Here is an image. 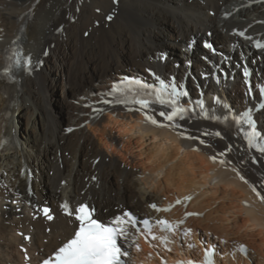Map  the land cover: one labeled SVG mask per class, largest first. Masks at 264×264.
<instances>
[{
    "label": "bare ground",
    "instance_id": "6f19581e",
    "mask_svg": "<svg viewBox=\"0 0 264 264\" xmlns=\"http://www.w3.org/2000/svg\"><path fill=\"white\" fill-rule=\"evenodd\" d=\"M202 1L205 5L201 0H120L117 15L107 23L105 16L114 9L113 0H0V71L5 51L25 25V51L45 63L33 76H20L18 84L0 82V138L15 133L20 143L14 150L0 152V170L24 187L17 173L28 164L37 174L33 186L38 201L69 197L79 203L91 199L102 216L104 210L112 216L120 206L142 211L155 201L192 196L189 210L204 214L188 221L198 247H203V239L222 253L244 245L246 255L233 254L218 264H264V201L240 179L244 176L264 195V187H260L264 157L254 164L232 126L194 118L181 129L151 128L142 114H129L124 108L108 112L107 106L98 103L99 94L108 92L124 75L145 76L146 68H154L163 77L172 74L177 81L186 77L189 93L197 96L202 91L209 103L212 95L228 101L233 115L243 111L240 72L221 91L212 81L205 85L198 72L209 69L218 55L199 47L211 30L215 49L228 53L235 42L230 36L233 28L264 20V0ZM223 6L234 12L227 20L219 18ZM210 11L216 16L209 15ZM95 21L100 22L98 27ZM61 25L63 30L58 33ZM255 32L264 34V25L256 26ZM192 37L197 43L194 51L187 53ZM238 49L249 54L250 65L260 55L255 67L264 79V52L250 54L244 43ZM230 55L237 60L236 52ZM85 105L105 108V112L93 118L92 124L65 135V128L79 126L96 115ZM13 109L17 111L14 115ZM256 119L264 133V110ZM185 130L191 135L219 130L225 138L201 137L211 144L204 146L182 138ZM228 145L232 150L226 157H218L216 162L210 159ZM98 157L101 160L93 169ZM220 159L231 163L222 165ZM233 167L236 171L230 169ZM95 171L99 183L91 181ZM64 180L66 187L61 186ZM17 208L4 210L0 206V264H23L18 250L22 238L16 232H25L21 225L26 221L34 228L32 254L42 249L50 254L60 239L67 241L72 236L75 226L71 227L66 217L58 216L49 225L51 233L46 234L43 221H31L27 208L22 210L24 218L18 220ZM147 250L150 247L142 245L137 254L139 264H159L145 258ZM177 255L168 257L173 260ZM184 256L198 258L195 250L185 251Z\"/></svg>",
    "mask_w": 264,
    "mask_h": 264
},
{
    "label": "snow or ice",
    "instance_id": "6c2138e0",
    "mask_svg": "<svg viewBox=\"0 0 264 264\" xmlns=\"http://www.w3.org/2000/svg\"><path fill=\"white\" fill-rule=\"evenodd\" d=\"M228 15L227 13L225 14ZM108 20L112 17L108 16ZM26 25L21 28L19 36L12 42L10 49L5 52V66L0 71V81L15 82L16 76L19 73L31 74L33 63L30 55L24 54L23 43L25 37ZM245 40H252L251 36H247L245 31L235 33ZM211 35V34H209ZM253 46L257 50H264V42L255 40ZM203 47L209 49L215 54L216 49L214 45L208 41L203 42ZM206 61L207 57L204 58ZM226 59V58H225ZM150 71V70H149ZM215 71V69H214ZM155 76L154 73H152ZM207 79L208 74H202ZM248 87L246 95L249 98L253 97L252 84L249 79L250 72L247 67H244L242 73ZM219 82V77L216 78ZM158 87L155 84H149L139 79L124 78L122 81L112 85L111 89L99 94L100 100L98 103L106 106H123L127 111L139 112L144 116L145 122L159 128L181 129L184 128V121L191 123L193 116L199 115L205 120L217 122L222 125L231 127L232 124L239 126V131L242 133L243 139L246 141L248 149H254L261 156H264V134L258 130L257 123L251 115V109L244 110L242 114L233 115V109L223 104L219 97L215 98L214 104L216 107L209 109L203 99H193L185 85L177 84L173 77L170 81L166 82L160 77H155ZM261 97V104L264 105V86L259 89ZM202 96L203 93L201 92ZM91 107L94 118H99L105 112V108L95 107L94 105H85ZM217 108L226 110V114L222 113L217 115ZM264 110V107H262ZM211 113V114H210ZM163 118V122L159 121L156 117ZM246 126V128H245ZM72 131V129H69ZM182 138L189 140H196L200 145L211 146L209 141L201 137H216L224 139V134L219 131H205L199 135H191L185 130L181 132ZM8 141H0V148L5 147ZM199 150V149H193ZM232 150V146L228 145L223 151L212 155L210 159L216 162L218 157H226ZM253 158V163H256ZM219 163L230 164L231 161L227 159H220ZM233 171H236L233 167ZM241 180L249 183L244 176H240ZM264 187V183L260 185ZM252 191L264 201V195L257 191V186H252ZM192 197H185V200H191ZM183 203L177 199L176 205ZM63 214L72 217L76 222L71 238L67 239L62 246L48 258L43 259L41 264H126V259L129 257V249L135 247L137 251L140 250L137 243V237L143 236L146 240L150 237L152 241H158L163 244L167 250L168 245L173 241L170 237L179 235L181 238H188L191 235V229H181L184 220L179 222H170L167 219H150L138 218L130 211H124L122 214L115 215L106 222H102L95 216V209L90 208L88 204H80L75 209L70 208L68 203L61 205ZM150 208L156 212H168L170 207L161 208L157 204L152 203ZM36 212L42 213L43 216L51 221L54 216L48 207L35 206ZM195 213H186L185 219ZM154 228L164 235L154 234ZM25 239H30L25 237ZM188 247H194L189 244ZM239 250L245 255L247 254L246 248L243 245L239 246ZM26 253V250H25ZM215 249L205 250L204 264H214L213 255ZM27 258V256H26ZM188 264H192L191 261Z\"/></svg>",
    "mask_w": 264,
    "mask_h": 264
},
{
    "label": "rangeland",
    "instance_id": "374dc122",
    "mask_svg": "<svg viewBox=\"0 0 264 264\" xmlns=\"http://www.w3.org/2000/svg\"><path fill=\"white\" fill-rule=\"evenodd\" d=\"M196 2V0H194ZM208 12V11H207ZM209 14V13H208ZM87 37V36H86ZM201 50H204V48H202L201 46L199 47ZM206 51V50H205ZM66 156H68V152H66ZM51 176H52V172H51Z\"/></svg>",
    "mask_w": 264,
    "mask_h": 264
}]
</instances>
